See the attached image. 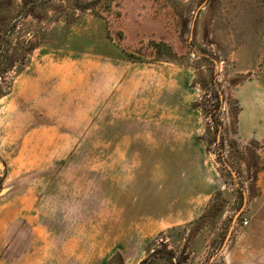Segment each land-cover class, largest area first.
Returning a JSON list of instances; mask_svg holds the SVG:
<instances>
[{"label": "rangeland", "instance_id": "rangeland-1", "mask_svg": "<svg viewBox=\"0 0 264 264\" xmlns=\"http://www.w3.org/2000/svg\"><path fill=\"white\" fill-rule=\"evenodd\" d=\"M263 68L264 0H0V264H227Z\"/></svg>", "mask_w": 264, "mask_h": 264}, {"label": "crops", "instance_id": "crops-1", "mask_svg": "<svg viewBox=\"0 0 264 264\" xmlns=\"http://www.w3.org/2000/svg\"><path fill=\"white\" fill-rule=\"evenodd\" d=\"M252 77L235 94L240 106L236 136L245 145L254 144L257 150L251 153L264 158V68L252 71ZM263 183L258 181V185ZM206 189L199 216L208 208L212 194L218 191ZM248 209L250 224L231 241L227 264H264V196L255 198Z\"/></svg>", "mask_w": 264, "mask_h": 264}, {"label": "water", "instance_id": "water-1", "mask_svg": "<svg viewBox=\"0 0 264 264\" xmlns=\"http://www.w3.org/2000/svg\"><path fill=\"white\" fill-rule=\"evenodd\" d=\"M2 167V168H1ZM3 164H2V162L0 161V179H1V175H2V170H3Z\"/></svg>", "mask_w": 264, "mask_h": 264}, {"label": "built area", "instance_id": "built-area-1", "mask_svg": "<svg viewBox=\"0 0 264 264\" xmlns=\"http://www.w3.org/2000/svg\"><path fill=\"white\" fill-rule=\"evenodd\" d=\"M247 224H248V222L246 221V222H245V225H247Z\"/></svg>", "mask_w": 264, "mask_h": 264}, {"label": "trees", "instance_id": "trees-1", "mask_svg": "<svg viewBox=\"0 0 264 264\" xmlns=\"http://www.w3.org/2000/svg\"><path fill=\"white\" fill-rule=\"evenodd\" d=\"M2 164H3V163H2ZM145 263H147V262H145ZM145 263H144V264H145Z\"/></svg>", "mask_w": 264, "mask_h": 264}]
</instances>
